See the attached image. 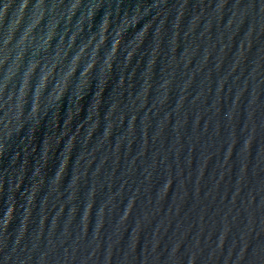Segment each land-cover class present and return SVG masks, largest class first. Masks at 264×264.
I'll list each match as a JSON object with an SVG mask.
<instances>
[{"label": "water", "instance_id": "1", "mask_svg": "<svg viewBox=\"0 0 264 264\" xmlns=\"http://www.w3.org/2000/svg\"><path fill=\"white\" fill-rule=\"evenodd\" d=\"M0 264H264V0H0Z\"/></svg>", "mask_w": 264, "mask_h": 264}]
</instances>
